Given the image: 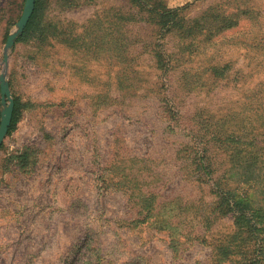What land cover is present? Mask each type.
Segmentation results:
<instances>
[{"label": "rangeland", "instance_id": "374dc122", "mask_svg": "<svg viewBox=\"0 0 264 264\" xmlns=\"http://www.w3.org/2000/svg\"><path fill=\"white\" fill-rule=\"evenodd\" d=\"M147 2L45 0L15 40L0 264L264 257V0ZM24 4L0 0V75ZM223 193L257 217L246 248Z\"/></svg>", "mask_w": 264, "mask_h": 264}, {"label": "trees", "instance_id": "16d2710c", "mask_svg": "<svg viewBox=\"0 0 264 264\" xmlns=\"http://www.w3.org/2000/svg\"><path fill=\"white\" fill-rule=\"evenodd\" d=\"M44 1L45 0L35 1V7L32 16L28 21V24L24 30L23 35L21 36V38L17 40V42L26 38L30 32L36 34L37 30L40 29L39 27L40 15L42 12ZM60 1L68 2L69 4H74L77 3L79 0H60ZM131 1H133L141 9H148L147 0H131ZM172 13L173 11H165V9H163V12H161L160 15L161 16L164 15L168 17ZM17 107H18V103L14 101L12 119L8 132H11L17 124V116H18ZM222 200H223V206H222L223 209H221V211H223L225 214L233 215L235 218V225L238 226L240 229V233L236 237L240 241L238 240L235 241L237 244L234 245V247L238 249H241V247L246 248V243L250 238V236L253 237V235H255V233L259 231L258 229L259 226L257 225V217L252 211L246 209L247 208L246 204L239 203L237 201H232V198L229 197L228 193H223ZM252 250L256 253L254 259H250V260L241 259L237 264H264V257L261 256L262 254L260 255V253L263 252V249L261 247L254 246ZM87 264H93V263L89 262Z\"/></svg>", "mask_w": 264, "mask_h": 264}, {"label": "water", "instance_id": "95a60500", "mask_svg": "<svg viewBox=\"0 0 264 264\" xmlns=\"http://www.w3.org/2000/svg\"><path fill=\"white\" fill-rule=\"evenodd\" d=\"M35 1L36 0H25L22 15L18 23L16 24V30L8 36L3 50V65L5 70L0 75V95H1V106H2L0 111V147L8 133L12 119L13 107H14V102L13 99L11 98L9 85L5 75V71L8 65V56L10 50L13 47V44L15 43V40L17 39L18 36H20L23 33L28 21L32 16L35 7Z\"/></svg>", "mask_w": 264, "mask_h": 264}]
</instances>
